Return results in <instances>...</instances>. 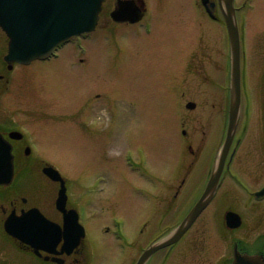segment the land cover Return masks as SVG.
Listing matches in <instances>:
<instances>
[{"label":"rangeland","instance_id":"rangeland-1","mask_svg":"<svg viewBox=\"0 0 264 264\" xmlns=\"http://www.w3.org/2000/svg\"><path fill=\"white\" fill-rule=\"evenodd\" d=\"M146 1L151 24H110L106 30L69 41L52 60L20 65L11 75L3 101L11 105L14 119L29 125L39 157L68 180L74 203L104 197L129 207L144 197L136 185L159 193L167 183L182 182L189 166L186 143L191 142L195 150L202 145L203 157L181 196L188 199L193 182L207 177L216 154L223 132L222 106L201 104L199 93L206 92L209 100L225 96L226 30L197 8V0ZM236 1L242 7L237 12L242 38V128L248 124L247 108L257 113L264 105V0ZM196 16L202 17L200 26L194 24ZM199 37L206 45L197 57L204 61L206 78L193 75L198 65L182 56L183 47L194 50ZM7 50L8 38L0 29V69ZM228 77L230 81L229 73ZM187 100H195L199 108L188 111ZM185 117L199 119L196 132L190 125L182 126ZM47 183L41 176L37 184L20 180L17 187L23 191L33 186L50 200L55 191ZM4 201L0 197V207ZM117 214L125 236L137 229L134 208ZM3 217L0 210V263L44 264L6 236ZM109 220L110 216L87 220L101 243L111 238L102 230ZM217 229H223L220 222ZM225 251L223 246L220 254ZM219 257L215 262L223 259Z\"/></svg>","mask_w":264,"mask_h":264},{"label":"flooded vegetation","instance_id":"flooded-vegetation-1","mask_svg":"<svg viewBox=\"0 0 264 264\" xmlns=\"http://www.w3.org/2000/svg\"><path fill=\"white\" fill-rule=\"evenodd\" d=\"M196 4L197 8L199 7L198 9L213 21H222V10L218 0H197ZM138 9L142 11L141 20L129 21L137 17ZM115 11H120L123 19L128 20L115 21L112 15ZM151 17L152 12L146 0H106L95 31L106 30L110 24L143 25L144 21L151 24ZM199 18L196 16L194 20L197 26L202 24V17ZM205 46L203 39L199 37L194 50L191 51L190 47L185 50V46L183 47L182 56L188 60L192 58V61L198 65L192 69V74L199 78L209 77L204 68V61L197 58L205 51ZM16 67V65L11 66L3 62L2 69H0V134L11 145L15 168L14 183L0 186V195H7V199L9 198V209L4 210L9 214L12 211L21 214L23 210L30 209V207H25L30 199L23 197L22 194H28L37 199L39 190L33 186H27L22 191L17 187L18 181L25 180L32 185L41 176H45L43 169L46 165L35 148L36 141L28 132L29 125L23 119H14L11 105L2 100L3 96L10 91L11 75ZM223 90L224 98L216 102H220L222 106L219 110L220 114L228 101V91ZM199 94L201 102L206 103L208 101L206 92ZM247 112L248 124L241 128V118L236 136L225 159L223 174L209 203L178 242L158 250L145 264H234L236 256L248 255L264 259V105L258 108L257 113L249 106ZM193 122L194 127L200 126L199 119ZM16 131L20 133L13 135L12 133ZM193 132H196V128H193ZM186 144L189 166L182 182L176 185L167 183L159 193L147 192L145 187L136 185L135 190L144 194V197L134 206L128 207L115 198H107L108 200L104 197L90 198L83 205L78 201L74 203L68 198L67 212L75 210L79 215L80 225H76L71 232L76 244L74 248L70 246L64 248L63 238L55 248L44 244L43 247L54 252L49 253L43 250L42 261L45 264H137L145 250L166 238L187 217L203 196L213 173L219 151L216 152L207 170V177L204 175L201 178L202 181L195 180L189 198H181L203 157L202 145L197 144L195 150L194 144L191 142ZM53 183L59 191L60 183ZM10 193L12 194L8 196ZM39 208L45 216L58 223L64 231L65 214L57 208V197L50 199L46 204H41ZM128 208L135 210L134 218L137 221V229L135 227V231L125 236L121 222L116 217L120 216L118 212H125ZM229 212L236 213L241 218L240 222L238 218L235 220L234 224H238L235 228L227 225L226 216ZM94 216L111 217L109 220L111 222L104 224L102 229L105 234L111 235L110 240L103 239L101 243L98 233L96 235L92 233L87 220L90 222ZM219 222L223 229L216 230ZM193 228L196 230L193 231ZM223 246L226 251L220 254ZM22 247L33 251L29 246L22 245ZM213 250L216 253H213ZM219 255L223 259L215 262Z\"/></svg>","mask_w":264,"mask_h":264},{"label":"water","instance_id":"water-1","mask_svg":"<svg viewBox=\"0 0 264 264\" xmlns=\"http://www.w3.org/2000/svg\"><path fill=\"white\" fill-rule=\"evenodd\" d=\"M104 0H0V27L9 37V50L6 56L8 62H20L29 64L36 59L49 57L54 49L65 40L95 29L98 13ZM227 11L225 19L230 34L233 48V90L234 101L230 109V122L224 155L229 149L233 139L241 105V49L240 35L235 17L233 0L226 1ZM224 158V157H223ZM223 158L220 162L216 175L210 181L208 191L214 187L223 170ZM46 173L54 180H62L58 171L48 167ZM13 177V163L10 147L0 136V184L11 182ZM203 199L197 204L190 220L180 228L175 236L162 244L172 243L180 237L194 221L203 207ZM59 207L66 204V188L63 187L59 195ZM66 218H68L66 216ZM231 222L232 218H229ZM68 220L66 225L68 226ZM74 223V219H73ZM69 228V226H68ZM6 232L29 243L38 253L41 241L52 245L60 239V229L48 220L38 209L33 208L21 216L11 214L5 222ZM72 237L65 235V244L71 242ZM148 250L140 259L139 264L145 261L156 249ZM239 264H264V261L249 258L241 260Z\"/></svg>","mask_w":264,"mask_h":264}]
</instances>
